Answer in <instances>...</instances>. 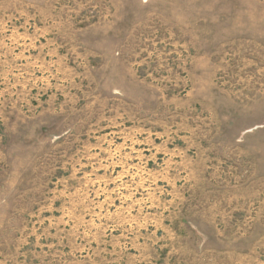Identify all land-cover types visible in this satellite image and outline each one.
I'll return each mask as SVG.
<instances>
[{
    "label": "rangeland",
    "instance_id": "1",
    "mask_svg": "<svg viewBox=\"0 0 264 264\" xmlns=\"http://www.w3.org/2000/svg\"><path fill=\"white\" fill-rule=\"evenodd\" d=\"M0 264H264V0H0Z\"/></svg>",
    "mask_w": 264,
    "mask_h": 264
}]
</instances>
